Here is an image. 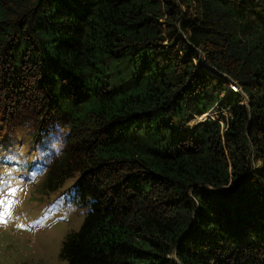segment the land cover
Here are the masks:
<instances>
[{
	"label": "trees",
	"instance_id": "1",
	"mask_svg": "<svg viewBox=\"0 0 264 264\" xmlns=\"http://www.w3.org/2000/svg\"><path fill=\"white\" fill-rule=\"evenodd\" d=\"M6 126L90 201L68 264H264V0H0Z\"/></svg>",
	"mask_w": 264,
	"mask_h": 264
},
{
	"label": "rangeland",
	"instance_id": "2",
	"mask_svg": "<svg viewBox=\"0 0 264 264\" xmlns=\"http://www.w3.org/2000/svg\"><path fill=\"white\" fill-rule=\"evenodd\" d=\"M219 111L225 109L206 117ZM197 120L192 115L187 122ZM40 144L30 129L0 128V264H68L60 254L63 240L90 209V201L75 196L73 179L55 190L43 187L51 149Z\"/></svg>",
	"mask_w": 264,
	"mask_h": 264
},
{
	"label": "built area",
	"instance_id": "3",
	"mask_svg": "<svg viewBox=\"0 0 264 264\" xmlns=\"http://www.w3.org/2000/svg\"><path fill=\"white\" fill-rule=\"evenodd\" d=\"M220 76L224 77L225 74H222V75H220ZM226 88H227L228 91L241 92V93H242L240 87H238L234 82L227 83V84H226ZM208 112H210V110H209ZM208 112L203 113L202 115H200V116H196V117H198L199 120H204V119L207 118V117H206V114H207ZM169 263H170V264H180L179 261L176 259L174 253H171V254L169 255Z\"/></svg>",
	"mask_w": 264,
	"mask_h": 264
}]
</instances>
